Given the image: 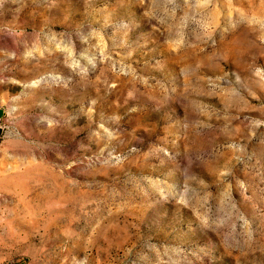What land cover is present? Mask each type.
Returning a JSON list of instances; mask_svg holds the SVG:
<instances>
[{"label": "rangeland", "instance_id": "1", "mask_svg": "<svg viewBox=\"0 0 264 264\" xmlns=\"http://www.w3.org/2000/svg\"><path fill=\"white\" fill-rule=\"evenodd\" d=\"M0 264H264V0H0Z\"/></svg>", "mask_w": 264, "mask_h": 264}, {"label": "water", "instance_id": "2", "mask_svg": "<svg viewBox=\"0 0 264 264\" xmlns=\"http://www.w3.org/2000/svg\"><path fill=\"white\" fill-rule=\"evenodd\" d=\"M0 134H1V129H0Z\"/></svg>", "mask_w": 264, "mask_h": 264}, {"label": "crops", "instance_id": "3", "mask_svg": "<svg viewBox=\"0 0 264 264\" xmlns=\"http://www.w3.org/2000/svg\"><path fill=\"white\" fill-rule=\"evenodd\" d=\"M0 116H1V114H0Z\"/></svg>", "mask_w": 264, "mask_h": 264}]
</instances>
